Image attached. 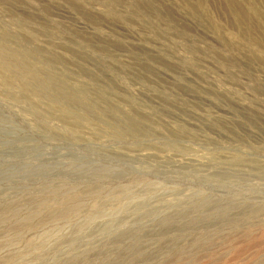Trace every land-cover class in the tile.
<instances>
[{
  "label": "rangeland",
  "instance_id": "374dc122",
  "mask_svg": "<svg viewBox=\"0 0 264 264\" xmlns=\"http://www.w3.org/2000/svg\"><path fill=\"white\" fill-rule=\"evenodd\" d=\"M0 264H264V0H0Z\"/></svg>",
  "mask_w": 264,
  "mask_h": 264
}]
</instances>
